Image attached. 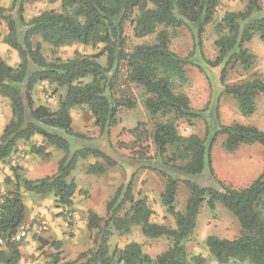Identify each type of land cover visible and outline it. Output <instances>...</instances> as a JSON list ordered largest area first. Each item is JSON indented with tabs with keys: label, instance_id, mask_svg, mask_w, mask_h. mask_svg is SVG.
Masks as SVG:
<instances>
[{
	"label": "trees",
	"instance_id": "16d2710c",
	"mask_svg": "<svg viewBox=\"0 0 264 264\" xmlns=\"http://www.w3.org/2000/svg\"><path fill=\"white\" fill-rule=\"evenodd\" d=\"M37 0H12L10 11L0 8V20L7 26L5 44L17 53L15 67L9 66L0 57V96L11 106V120L0 136V161L6 160L20 143H29L33 137L43 139L47 146L63 153L57 171L51 176L36 180L20 177L13 168L15 190L7 194L4 212L0 216V236L8 237L0 249V264H18L21 259L20 244L10 238L23 226L26 210L20 187L25 193L39 197L52 196L57 208L72 211L77 185L71 173L79 160L99 157L106 167L115 162L101 150L79 147L73 149L71 140H86L72 130L71 111L86 107L93 117L100 136L109 141L111 129L118 124L121 109L132 110L136 102L129 97L114 99L110 91L124 70L128 83L141 87L147 97L143 106L151 115H171L192 125L195 120L205 123L204 137L195 133L181 136L176 125L170 122L157 123L150 132L145 123L139 122L127 132L132 137V157L140 164L137 169L153 170L149 165V146L152 142L154 160L165 165L159 173L165 180L160 195L161 204L172 217L175 227L153 223V210L145 197H134L132 173L129 181L115 190L106 203V218L92 211L87 215V229L96 230L93 249L80 253L73 262L63 264H190L187 258L186 240L194 233L196 218L207 200L214 210L221 204L237 220L240 230L233 240L209 236L205 241L211 257L218 264L230 262L264 264V169L247 187L233 189L219 181L212 167L211 150L219 136H225L222 149L233 154L241 145L262 146L264 161V131L254 126L239 123L222 125L219 120L218 103L222 95L230 96L237 104L241 115L250 117L255 111V99L264 95V80L257 73L248 79L228 84L226 77L237 65L250 72L256 62L255 55L246 48L254 35L264 45V6L259 0H243L245 8L239 12H225L216 23L217 38L214 46L217 55L208 60L203 53V35L223 0H59L60 12L45 11L28 21L23 17V7ZM51 3L57 0H48ZM14 12L13 14L9 12ZM129 23L133 36L141 39L155 35L151 45H136L126 50L127 38L124 27ZM185 28L191 37L192 51L188 56H179L169 48L172 33L169 30ZM39 38L54 49L79 44L101 49L94 54L76 55L71 59L46 61L41 53ZM105 58V65L99 60ZM195 67L200 73L206 67H220L221 92L214 105L200 110L190 107L188 97L174 91V82L185 83V67ZM90 78L89 82H84ZM40 83L64 89L58 99L57 109L52 111L44 105L35 106L33 92ZM137 149L138 152H134ZM168 151L170 154L168 155ZM31 153L48 157L44 147L31 148ZM217 183L218 189L199 183L204 171ZM101 163L86 168L88 175L105 173ZM183 176L186 179H181ZM188 190L183 212L176 210L178 186ZM120 212H123L120 215ZM138 226L148 239L165 237L170 245L155 259L142 252L139 244L130 243L123 249L109 248L112 230L128 234L131 227ZM43 246L56 249L51 264H61L62 243ZM194 264H203L198 256Z\"/></svg>",
	"mask_w": 264,
	"mask_h": 264
},
{
	"label": "rangeland",
	"instance_id": "374dc122",
	"mask_svg": "<svg viewBox=\"0 0 264 264\" xmlns=\"http://www.w3.org/2000/svg\"><path fill=\"white\" fill-rule=\"evenodd\" d=\"M260 4L264 6V2L260 1ZM245 5V1L243 0H223L219 4L216 10V14L214 15L213 23L206 27L205 33L203 35V53L206 59L214 60L217 55V50L214 46V41L217 38V34L214 30V26L216 25V23L222 19L225 12L243 11ZM11 6L12 0H0V8L6 11H10ZM45 11L60 12V1L57 0L56 2L51 3L48 0H37L32 3H28L23 7V17L25 21H28L34 16ZM9 13L13 14L14 12L12 11ZM169 33H172L169 44L170 50L179 56H188L192 51V41L189 32L185 28H178L175 30L170 29ZM7 35V26L4 21L0 20V57L6 62V64L15 67L18 64L19 59L17 57V53L5 44ZM124 36H126L127 38V51H130L136 45H151L155 42V35L141 39L135 38L133 36L132 27L129 23H127L124 27ZM254 39L258 40L260 45L263 47V44L257 34L253 36V40ZM33 42L40 43L41 53L48 62L56 59L65 61L73 58L76 55L87 56L94 54L101 49V46L91 48L90 46H82L79 44H72L54 49L53 47L42 43L39 38L34 39ZM252 48L255 49L254 51H257L256 45H253ZM99 62L102 65H105V58H100ZM262 66L263 64L258 61L256 66L251 69L250 72H246L237 65L233 70L229 71L226 77V82L228 84H234L239 81L246 80L251 75V73L259 74V71L261 72L260 68ZM184 70L187 77L186 82L181 83L175 80L173 86L174 91L176 93L181 92L185 95L189 94L192 99L196 100V93H198L199 90L203 89L210 95L209 104L214 105L216 103V100H218L219 94L221 92V85L219 82L220 67H206L205 72L203 73H200L195 67L191 66H186V69ZM262 74H264V72H262ZM262 77L263 75H261V78ZM262 79L264 80V78ZM89 81L90 78H87L84 82ZM109 93L114 99H118L120 97H129L136 102V106L134 109H121L119 111V114L117 116L118 124L111 129L109 141L100 136L98 128L94 126L93 117L86 107L76 108L70 113L72 118L71 127L73 132L80 133L86 138V140L83 141L72 139L71 142L73 149H77L79 147L99 149L115 162L114 166L106 167L103 160L99 157L89 156L85 160H79L76 164V168L74 169V171H72L70 176L75 180L77 186H79V192L74 195L73 202L77 207L85 209L87 201L96 194V192L94 191L95 187L100 188V186L104 184L111 183L114 185L113 189H118L121 185H125L129 181L131 174L134 173V197H145L148 205L149 199L152 197L153 199L150 200L152 204H154L155 199L159 197V194L163 191L166 183L165 178L160 175L159 170L169 169H167L165 165L153 159L155 149L152 142L148 143V158H150V160L148 161V166H151L153 170L137 169V165H139L140 163L132 157V153L129 149L130 147H127L130 146V144L133 142L132 137H130L127 132L129 130H132L139 122L145 123L150 132L153 130L155 124L170 122L176 125L179 134L183 137L195 133L200 136V138H203L205 132V123L203 120L198 119L195 120L196 124L193 121L192 125H190L188 122L174 119L173 116L168 114H158L155 116H151L143 106V101L147 97L146 93L141 87L127 82V80L125 79L124 70L120 74L119 79L114 83V87ZM63 94L64 89L57 88L55 85H50L48 83H40L35 87V90L33 92L34 105H44L49 107L50 110L54 111L57 109L59 97H61ZM223 100V104L229 107V112L231 110L234 111L232 101L230 99H226V97H224ZM10 120V103L6 98L0 96V136L4 127ZM22 144L24 143H20L18 145V152L20 151L19 148ZM241 146L243 147L240 149L238 148V150L232 155H228V153H226L222 148L218 147V145L213 149L212 157L214 163L216 164L218 170L228 178L232 177L231 175L233 172L238 173L239 170V167H234L235 164L232 162V160L240 162L244 157L248 155V153L258 156L261 154V149H256V147H251V145ZM134 152H138L137 149H135ZM167 154L169 155L170 151H168ZM20 159V156H16V158L13 160L12 165L9 164L8 167H14L16 169V173L20 177H22L23 175L21 174V169L20 167H18L21 162ZM93 162L103 164L106 170L105 173L100 175L86 174V168L89 165L94 164ZM0 163L6 164L7 160L0 161ZM263 165L264 163L262 160L257 161L254 164V166H256L257 168L254 167V173L251 174L253 176H249L250 180L253 177L257 176V173L260 171L259 166H261L262 168ZM241 173L242 168L240 167L239 174ZM197 180L201 185L210 184V187H213L215 189L219 188L217 183L208 175L206 170L199 178H197ZM224 184L227 185V183ZM18 190L23 198L26 210V219L22 227L28 235L25 241L23 240L24 242L19 243L20 245L22 243L25 245L31 240L39 242L40 245H42L40 240H45L48 242V244L57 241L56 235H47V233L53 231V229L51 230V228L49 227L50 225H48L45 220H47L46 218L53 219L56 217H61V220L64 222L63 226L66 229L65 231L60 232L61 237L64 239V243H62V247L60 249V258L62 259L61 264L66 262H73L80 253L94 248L97 231H89L87 229V215L89 211L85 213L84 217L80 216L79 219H76V216L74 215L76 213L75 210L71 212L69 211L67 213L64 210L63 212L62 208H57L55 206V203H53L54 198L51 195L46 197H39L30 193H25L20 187L18 188ZM24 194L28 195L25 196ZM183 196H186V194L179 191L175 202L177 210H180L181 199ZM122 213L123 212H120V215ZM68 214H70V217L68 216ZM153 215H155L154 211ZM152 216L151 221L154 223L155 219L153 220ZM105 218L106 216L104 217V219ZM133 229L135 231V234L133 235L131 241L135 243H141L140 245L142 246V250H144V247L146 248V251L152 250V245H148L146 243L154 241H156L155 244H160L161 247L167 248V246L169 247L170 245L169 240H167L165 237L160 239H148L142 235L138 227H134ZM239 230L240 227L236 218L231 213H229L221 204L216 203L214 210H211L207 205V200H205L197 216L194 233L185 242L187 258L190 264H194L192 258L196 256L204 260L203 264H218L211 257L208 249L206 248L205 241L207 237L216 236L220 239L233 240L238 236ZM125 235L127 234H120L112 230L109 241L111 239V236H113L111 242H116V244L118 245L119 243H121L122 237H124ZM2 239H4L5 242L3 243L4 245L0 244V249H3L6 242L9 240L8 237H2ZM117 245H115L114 247L116 250H118ZM44 247H46L47 249V251H45V254L49 252L48 256H46L44 260L40 259L39 257L36 259L35 255L37 254V251L34 250L30 251V253H25L21 257L22 259L18 264H34L39 259L41 262L43 260L42 264H51L52 258L54 254L57 253V251L53 246L50 245H46ZM109 248L111 251L114 250L113 245H109ZM228 264L248 263H239L235 261Z\"/></svg>",
	"mask_w": 264,
	"mask_h": 264
},
{
	"label": "crops",
	"instance_id": "0c3cea01",
	"mask_svg": "<svg viewBox=\"0 0 264 264\" xmlns=\"http://www.w3.org/2000/svg\"><path fill=\"white\" fill-rule=\"evenodd\" d=\"M260 1L264 2V0H259V3H260ZM253 45H256L257 51H254L255 49L252 48ZM246 48L249 49V51H251L256 57V62L253 65L252 69L256 66L258 61H260V63L263 64V66L260 68L261 72L259 71V75L260 76L263 75L262 78H264V74H262V72H264V63H263L264 62V45L262 47L258 40H255V39L253 40V38H252V40L246 44ZM185 69H186V67H185ZM196 94H197L196 100L192 99L189 94H186V96L189 99L190 107L192 109H195V110L203 109L204 107H206L209 104L210 95L203 89L199 90L198 93H196ZM223 96L226 97V99H228V100L230 99L232 101V103H233L232 106L234 107V111L231 110L229 112V107L227 105L223 104V102H224ZM220 100H222V101H220ZM220 100L218 103V113H219V120H220V123L222 125H231L233 123H239V124L245 125V126H254V127L258 128L260 131H264V95H259L256 97V99H255V104H256L255 111L248 118H245L241 115L236 102L230 96L222 95L220 97ZM194 123L196 124V121H194ZM112 133H113V131H112ZM224 140H225V136H219L217 138L216 142L214 143V146L212 147L211 161H212V167H213L214 173L216 175V178L219 181H221L223 184L227 183L226 186H229V187H231L233 189H237V190L243 189V188L249 186L262 173V171L264 169V165L262 168H261V166H259L260 171L257 173V176L253 177L251 180L249 179L250 177L253 176L251 174L254 173V167H256V166H254V164L257 161H260V160L263 161L262 146L259 144L251 145V147H256V149H261L260 150L261 154L259 156L258 155H252L251 153H248V155L246 157H244L243 160L240 162H236L235 160H232V162L235 164L234 167H237V168L239 167V170H240V167L242 168V173L239 174V170H238V173L233 172L231 175L232 177L228 178V177L224 176L218 170L216 164L213 161V157H212L214 147L215 146L217 147V145H218V147L222 148V144H223ZM18 147L19 146H17V148ZM32 147H35V148L44 147L45 152L48 153L49 156L43 157V156H38V155L32 154L31 153ZM242 147L243 146H240L239 149ZM17 148L6 159L7 160L6 164L0 163V195L8 194V193L12 192L13 190H15L14 182L12 181V180H14L13 179V168L14 167L9 168L8 166H9V164L12 165L13 160L16 158V156L21 157V159H20L21 162H20L18 167H20V169H21V174L23 175L22 178L29 179V180H36V179H40V178H43L46 176H51V175L55 174L57 171L58 162L63 157V153L61 151L56 150L53 147L47 146L46 142L39 137H33L29 143L22 144L19 148L20 149L19 152L17 151ZM228 155H230V154H228ZM263 163H264V161H263ZM175 176L179 177L181 179H186L183 176H178V175H175ZM247 180H250V181H247ZM76 185H77V183H76ZM202 185L205 187H210V184H202ZM113 188H114V185L111 183L104 184V185L100 186V188L95 187L94 188V191L96 192L95 196H93L90 200H88L87 204L85 205V209H87V210H85L84 208H79L75 204H73L72 211L73 210L76 211V213L74 214L76 216V219L77 218L79 219L80 216L84 217L85 213H87L88 211H92L98 217L104 218L106 216V203L109 200V198L113 195L115 190L117 189V188L116 189H113ZM179 191L186 194V196H183L181 199L180 210H177V209L176 210L183 212L185 209L187 198H188V190L185 187H183L182 184H180L178 186L177 194ZM77 192H79V186H77L76 193ZM161 193L159 194V197L155 199L154 204H152V202L150 200L153 198L151 197L149 199V205H150V207L152 206L151 209L155 212V215L152 216V219L153 220L155 219L154 223L166 225L168 227L174 228L175 223H174L173 218L167 215L166 208L163 207L161 204V198H160ZM24 195L26 196L28 194H24ZM97 196H99V197H97ZM176 198H177V195H176ZM46 219L47 220H45V222H47V224L50 225L49 227L51 228V230L53 229V231L48 232L47 235H56V240L60 241L61 243H64V239L61 237L60 232L65 231L66 229L63 226L64 222L61 220V217H56L53 219L46 218ZM134 227H138V226L131 227L130 232L127 235H125L124 237H122L121 243H119L118 245L116 244V242H111V239L113 238V236H111V239L109 241V245H111V246L113 245V249H115L114 248L115 245H117V249H123L126 245H128L130 243H135V242L131 241L133 235L135 234V231L133 229ZM139 230H140V228H139ZM27 237H28V235H27ZM1 238L2 237H0V239ZM161 238H164V237H161ZM158 239H160V238H158ZM24 241H22V242H24ZM161 241H163V240H161ZM155 242L156 241L146 243L148 245H152V250L146 251L145 247H144V250H142V252L144 254L148 255L150 258L154 257L152 259H155L158 255H160L163 251H165L168 248V246H167V248L161 247L160 244H155ZM136 244L140 245L141 243H136ZM167 244H168V242H167ZM1 245H4V244L2 243ZM141 248H142V246H141ZM34 250L37 251V254L35 255L36 259L39 257L40 259L44 260L45 257L48 256V253H49V252H47L45 254V251H47L46 247L40 245L39 242H35L33 240L29 241L25 245L22 243L19 247L21 257L25 253H30V251H34ZM153 255H155V256H153ZM40 259L34 264H42L43 260L41 262Z\"/></svg>",
	"mask_w": 264,
	"mask_h": 264
},
{
	"label": "built area",
	"instance_id": "2783aa9c",
	"mask_svg": "<svg viewBox=\"0 0 264 264\" xmlns=\"http://www.w3.org/2000/svg\"><path fill=\"white\" fill-rule=\"evenodd\" d=\"M6 200H7V194L0 195V216L4 212V205L6 203ZM68 216L70 217V214H68ZM26 238H27V233L23 230V227H21L17 231V233L10 238V241L11 242L20 243L23 240H25ZM4 242H5V240L1 238L0 239V244H2Z\"/></svg>",
	"mask_w": 264,
	"mask_h": 264
}]
</instances>
